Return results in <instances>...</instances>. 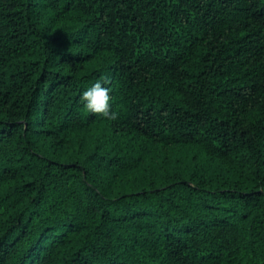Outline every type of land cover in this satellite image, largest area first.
<instances>
[{
  "label": "trees",
  "instance_id": "trees-1",
  "mask_svg": "<svg viewBox=\"0 0 264 264\" xmlns=\"http://www.w3.org/2000/svg\"><path fill=\"white\" fill-rule=\"evenodd\" d=\"M0 264H264V0H0Z\"/></svg>",
  "mask_w": 264,
  "mask_h": 264
},
{
  "label": "clouds",
  "instance_id": "clouds-1",
  "mask_svg": "<svg viewBox=\"0 0 264 264\" xmlns=\"http://www.w3.org/2000/svg\"><path fill=\"white\" fill-rule=\"evenodd\" d=\"M83 109L89 114H100L110 120H116L119 113L113 110L110 89L106 86V78L95 80L84 87L80 93Z\"/></svg>",
  "mask_w": 264,
  "mask_h": 264
}]
</instances>
